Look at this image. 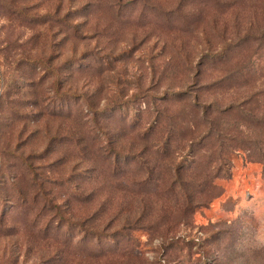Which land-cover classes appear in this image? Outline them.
I'll return each instance as SVG.
<instances>
[{"label":"rangeland","instance_id":"obj_1","mask_svg":"<svg viewBox=\"0 0 264 264\" xmlns=\"http://www.w3.org/2000/svg\"><path fill=\"white\" fill-rule=\"evenodd\" d=\"M2 92L0 264H264V0H0Z\"/></svg>","mask_w":264,"mask_h":264},{"label":"trees","instance_id":"obj_2","mask_svg":"<svg viewBox=\"0 0 264 264\" xmlns=\"http://www.w3.org/2000/svg\"><path fill=\"white\" fill-rule=\"evenodd\" d=\"M27 81H29L28 83H29L30 86L34 85L33 79H30V80H27ZM36 82L39 85L40 80H39V82L38 81H36ZM31 95H34V96L38 97L39 93H37V91L35 90L33 93H31ZM3 96L5 98L6 94L3 95V92H2V94L0 95V106H1V101H2L1 99L3 98ZM21 101L24 102V100L21 99V98H19L17 100V102H19V103H21ZM85 101H86L87 108L89 107L90 109H92V105L88 102L86 97H85ZM33 102H34V106H36L37 105V100H33ZM85 107H84V110H86ZM87 111H91V112L86 113V116L87 115L90 116V117L93 116L95 118V120H96L98 111L97 110H87ZM40 113L41 112H35L34 116H36V115L39 116ZM35 131L36 130H32V132H35ZM143 131L144 132L142 134H143V137H144V140H145L146 143L144 144V146L142 148V150H144V151L140 152L139 156L142 155V154H145V151L147 150V144H148V141H149L150 127L145 128ZM89 135H93V136L96 137V134H95V132H93L92 128L89 129L87 137ZM74 136H75V138L72 136V133H71V137L74 140L73 142L76 144V146H79L77 148V153L82 156L83 161L88 165L87 170H91L92 171V170L95 169V165L93 164V160L91 159L92 156H94V158H95V156L101 157V159L103 158L105 161H108L109 163H112V165L114 166L115 170L120 169L117 166V161L121 157V154H123V152L121 150L122 148L121 147H114L112 145L113 144L112 140H107L105 142V144L97 145L95 139H93L95 141L94 143L91 142V139H92V136H91V139H90L91 144L89 143L91 146H89V144L87 143V141L85 139L81 140V138H79V136H77V133H74ZM18 144H19V142L17 143L16 147H18ZM21 145L26 146V145H24V143H22ZM50 149H51V143H50V140H49V142L45 144V147L42 149V151L40 153L37 154V156L39 155V157H41L44 154H47L50 151ZM28 150H29L28 154L24 153L26 150L24 152L22 151L21 153H17V154L12 153V154L18 160H21L22 163L27 167V169L29 171V174L31 175V177H30L31 178V187H33L35 195L38 198V201H41L42 202V207L45 208L47 203H48V201H50V198L47 196V191H46L45 187L43 186L44 185V181L41 178V176H38L37 172L34 169L35 166L33 165V160H31V158H30V155H33L31 153L32 148H28ZM89 150H90V155L86 156L87 155L86 151H89ZM130 150H132L131 147H129V151ZM128 153H130V152H126L125 155L129 156ZM143 167L147 169L146 166H143ZM147 171L150 173V170L147 169ZM175 179H176V181H178L179 177L176 175ZM147 181H149V179H147ZM91 193H92L91 190H89L87 192H77L76 191V192H74V196L77 194V195H80V196H83V197L86 198ZM174 202L175 203H180L183 206V208L185 210H187L188 213H190L192 211V209H194V204L197 203V200L195 199V196H193L192 194H187V195H185V197L182 200H180L179 196H176L175 199H174ZM56 208H57V212H58V209H59L58 204H57ZM140 210H142V211L145 210V204H143L140 207ZM139 216H140V214H139ZM139 216L137 218H135V222L136 223L140 222V217ZM117 233H118L117 231H114L111 236H115Z\"/></svg>","mask_w":264,"mask_h":264}]
</instances>
